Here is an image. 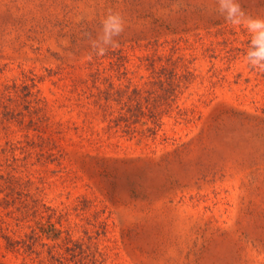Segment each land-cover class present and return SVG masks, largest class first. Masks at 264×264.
<instances>
[{
    "label": "rangeland",
    "instance_id": "obj_1",
    "mask_svg": "<svg viewBox=\"0 0 264 264\" xmlns=\"http://www.w3.org/2000/svg\"><path fill=\"white\" fill-rule=\"evenodd\" d=\"M214 7L0 0V264H264V73Z\"/></svg>",
    "mask_w": 264,
    "mask_h": 264
},
{
    "label": "clouds",
    "instance_id": "obj_2",
    "mask_svg": "<svg viewBox=\"0 0 264 264\" xmlns=\"http://www.w3.org/2000/svg\"><path fill=\"white\" fill-rule=\"evenodd\" d=\"M214 11L226 23L243 27L249 33L250 39L244 62L250 71L264 73V16L250 15L239 0H215ZM125 29L124 15L108 9L95 34L88 31L83 33V39L90 49L88 58L104 56L110 49L119 48V38Z\"/></svg>",
    "mask_w": 264,
    "mask_h": 264
}]
</instances>
